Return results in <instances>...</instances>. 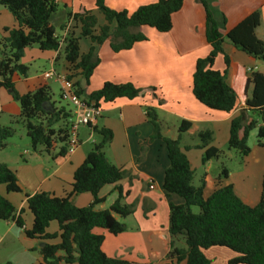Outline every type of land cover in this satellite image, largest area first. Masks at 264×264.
<instances>
[{
  "label": "trees",
  "instance_id": "16d2710c",
  "mask_svg": "<svg viewBox=\"0 0 264 264\" xmlns=\"http://www.w3.org/2000/svg\"><path fill=\"white\" fill-rule=\"evenodd\" d=\"M183 1L156 0L129 13L109 8L105 0H94V6L103 16L105 24L97 26L96 17L89 11L68 14V20L72 18L80 24V35L74 37L70 32L61 41L51 23L57 10L53 0H0V6L11 14L15 23L11 28H4L0 38V89L6 90L18 104L17 122L23 125L34 153L51 155L57 149L54 157L65 156L72 115L64 107L55 106L47 86H40L24 95L17 94L12 77L27 76L28 67L21 63L25 50L35 46L41 52L61 50L66 64L65 78L72 83L74 95L87 106L100 109L102 104H111L118 99L132 101L142 95V90L130 83L105 82L98 90L85 93L99 64L96 47L107 42L114 53L130 50L136 43L147 40L137 31L142 27L157 33H168L172 28L171 17L181 9ZM195 1L204 11L205 39L210 51L195 62L191 93L205 108L231 114L237 107L238 97L226 82L231 59L224 53L223 46L227 41L235 50L264 63V42L255 35L260 16L254 12L223 34L225 18L213 6V0ZM60 29L63 30V27ZM80 38H86L91 43L84 54L79 52ZM219 55L223 56L222 71L214 69ZM249 85H252V91L245 107L258 120H246L242 113L232 118L227 141V147L243 158L249 155L247 138L254 129L258 145L264 148V74L252 72L246 82V86ZM146 116L153 127L150 140H161L167 152L168 167L164 171L162 188L167 194H174L183 200L180 205H169L168 233L171 240L167 264H210L204 251L212 247H223L236 255L227 264H264V174L261 195L255 206L245 205L231 184L222 186L219 183L221 178L228 177L225 168L221 169L214 190L204 197L206 175L199 186L193 185L194 171L179 146L180 137L189 129L190 123L181 121L177 138L170 139L161 135L152 109L146 110ZM56 125L60 126L55 128ZM91 130L100 136V141L93 145L75 169L71 190L66 196L55 197L46 192L25 195V209L32 216L30 229L25 228L23 210L17 211L0 194V222H12L27 239L42 242L38 252L43 264H131L108 258L101 250L103 236L93 233L97 228L114 236L122 233L125 227L117 218H125L133 210L131 205L122 203L124 195L117 186L126 171L114 166L104 154V148L113 139L112 132L96 126ZM14 134L13 127L0 125V150L6 147L7 140ZM197 137L200 140L197 148L204 149L201 163L217 159L219 150L207 148L212 133L200 132ZM111 185L117 191L116 200L106 210H95V206L104 202L99 197L100 191ZM0 187L7 194L22 193L15 174L4 163H0ZM81 194H89L92 198L87 207L78 208L72 202L74 196ZM192 207H197L198 213H193ZM50 223H56V234L47 233ZM54 240L58 243L51 244ZM177 240L182 241V247L176 246Z\"/></svg>",
  "mask_w": 264,
  "mask_h": 264
},
{
  "label": "crops",
  "instance_id": "0c3cea01",
  "mask_svg": "<svg viewBox=\"0 0 264 264\" xmlns=\"http://www.w3.org/2000/svg\"><path fill=\"white\" fill-rule=\"evenodd\" d=\"M155 1L105 0V4L113 10H126L130 13L139 6ZM60 6L63 7L65 20L59 23V29L63 27L61 34H56L61 39L67 37V33L70 32L74 37L80 35V24L72 18L68 20V14L74 15L89 11L96 17L97 26L105 24L103 16L94 6V0H58L55 14ZM213 6L225 18L223 34L233 29L250 14L258 12L260 23L255 29V35L264 42V0H213ZM171 23L172 28L168 33H157L146 27L140 28L137 31L145 35L147 40L136 43L127 51L114 53L107 42L96 47L99 64L89 80V85L85 88V93L89 94L98 90L103 83L111 82L114 84L130 83L142 90V95L132 101L118 99L111 104H102L100 106L101 116L96 123L97 128L104 127L112 132L113 139L104 148V154L114 166L126 171L117 186L124 195L122 203L131 205L133 212L125 218H117L125 227L122 233L114 236L99 228L94 229L93 233L103 236L101 250L108 258L120 259L131 264L168 263L166 256L171 240L168 233L169 205L183 203L180 197L167 194L162 188L164 171L168 167L167 152L161 140H150L153 127L146 116V110L154 111L163 137L176 139L181 121L190 123L189 129L180 137L179 146L185 152L194 171L193 185L199 186L200 180L206 175L207 184L203 192L204 197H208L214 190L218 176L211 177L208 174L211 160L205 164L201 163L204 149L197 148L200 145L198 133L210 131L212 140L207 148L220 150L227 145L229 124L232 118L242 113L246 120L252 119V113L245 107V101L251 96L252 85L246 86V82L250 74L256 72L254 71L256 62L260 61L235 50L226 41L223 46L224 53L230 57L231 64L225 78L227 84L236 93L238 103L231 114L209 110L198 103L191 93L195 62L207 56L210 51L205 39L204 11L195 0H184L181 9L172 15ZM14 25L11 14L1 7L0 38L3 37L4 28H11ZM52 25L55 24L52 23ZM90 46L88 39H79L81 54L86 53ZM34 60L46 62L49 70L30 76L28 68L25 78L14 75L12 82L18 95H24L40 86H47L51 93L49 79H45L44 74L51 70L64 74L66 64L61 50L41 52L36 47L26 49L21 63L28 67L26 63ZM214 69L224 70L222 55L217 56ZM249 69L251 72L248 71ZM259 73L264 74V71H259ZM51 101L56 103L52 96ZM55 106L61 107L56 104ZM66 110L72 113L73 108ZM18 116V104L12 100L6 90L0 89V125L5 126L2 124L4 121L16 120ZM77 134L78 146L72 153H67L63 157H54L58 152L55 149L51 155L46 154L50 161L15 167L13 173L16 174L15 177L22 193L11 197L8 195L15 193L7 194L4 189L3 194L0 193L12 203L17 211L23 210L22 218L26 229L31 228L32 216L25 209V195L46 192L55 197L66 196L71 190L75 169L81 165L85 155L97 143L95 133L90 128L79 127ZM37 157L43 159V155ZM197 167L202 168L203 174L198 180V185H195ZM226 179H220L219 183L222 186L231 184ZM233 190L237 195L234 187ZM99 197L103 198L104 202L95 206V210L108 209L117 198L115 186L104 187ZM238 198L245 205L252 207L258 203L260 197L256 201ZM91 201L89 194H81L72 198L73 204L78 208L87 207ZM3 223L5 232L0 236V242L15 228L12 222ZM47 233H57L56 223L49 224ZM24 238L26 237L19 230L17 239L23 252L25 254L35 252L34 243L27 242ZM36 242L38 249L41 248L43 243ZM50 243L56 244L58 240ZM176 246L182 247V241L177 240ZM34 258V262L30 264H43L40 254Z\"/></svg>",
  "mask_w": 264,
  "mask_h": 264
},
{
  "label": "rangeland",
  "instance_id": "374dc122",
  "mask_svg": "<svg viewBox=\"0 0 264 264\" xmlns=\"http://www.w3.org/2000/svg\"><path fill=\"white\" fill-rule=\"evenodd\" d=\"M62 11L63 7L60 6L57 13L54 15V18H52V23L55 24L54 26L57 34H61L62 32L61 29H59V23L65 20V15ZM26 65H28L30 76L38 75L49 70V67L44 61L34 60L26 63ZM254 71H264V63L257 61L256 69ZM48 84L51 88L52 99L56 102L55 104L64 107L65 109L70 108L71 106L60 98V83L56 79L51 78L48 80ZM251 117L252 119L258 120L255 114H252ZM7 122L8 121H4L2 124L13 127L15 134L12 138L7 140V146L3 150H0V163L7 164L8 167L14 171L17 165H36L41 164L43 161H50L45 153H34L32 151L30 140L26 136V131L23 125L20 122H17V119ZM59 126L56 125L55 128H58ZM94 135L98 143L100 141V136L96 133ZM247 146L250 152L247 157L243 158L237 151L229 149L227 145H225L219 150V157L217 159H211L208 174H210L211 177H217L219 176L221 169L225 168L228 172L226 180L233 185L237 196L242 197L243 199L247 198L250 201H256V199L260 197L262 191L264 148L258 145L255 129L248 134ZM38 155H43V159L41 160L40 157H37ZM202 174V168L197 167L194 178L195 185H198V180ZM0 193L3 194L2 187H0ZM8 196H17V194H9ZM191 210L193 213H198L197 207H192ZM19 230L20 229L17 227L13 228V230L3 238L4 240L0 242V264H30L31 262H34V257L37 258V254H39L37 242L35 240L24 238L27 242H33V247L35 248V252H27L28 254H25L17 239ZM4 232V223L0 222V236ZM204 255L210 261V264H227L230 259L236 256L233 252L223 247L209 248L204 251Z\"/></svg>",
  "mask_w": 264,
  "mask_h": 264
},
{
  "label": "built area",
  "instance_id": "2783aa9c",
  "mask_svg": "<svg viewBox=\"0 0 264 264\" xmlns=\"http://www.w3.org/2000/svg\"><path fill=\"white\" fill-rule=\"evenodd\" d=\"M53 2L57 5L58 0H53ZM63 39H61V41ZM248 71L251 72L250 69ZM44 78H54L60 83L61 100L67 102L73 108L67 149V153H72L78 146L77 132L79 127H87L90 129L95 127L97 120L101 116V111L92 105H85L77 96H75L72 83L66 80L63 73H56L54 70H51L44 74Z\"/></svg>",
  "mask_w": 264,
  "mask_h": 264
}]
</instances>
